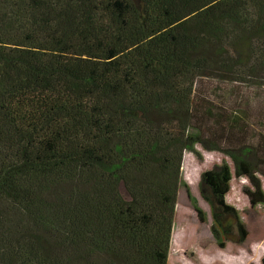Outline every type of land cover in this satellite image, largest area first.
Returning <instances> with one entry per match:
<instances>
[{"label": "trees", "instance_id": "obj_1", "mask_svg": "<svg viewBox=\"0 0 264 264\" xmlns=\"http://www.w3.org/2000/svg\"><path fill=\"white\" fill-rule=\"evenodd\" d=\"M205 81L264 90V0H0V264H167L197 145L264 203V144ZM232 177H200L221 250Z\"/></svg>", "mask_w": 264, "mask_h": 264}, {"label": "rangeland", "instance_id": "obj_2", "mask_svg": "<svg viewBox=\"0 0 264 264\" xmlns=\"http://www.w3.org/2000/svg\"><path fill=\"white\" fill-rule=\"evenodd\" d=\"M202 91H216L215 95H220L217 101L222 100L226 107L246 108L251 128L241 143L256 148L264 144L263 89L245 88L240 84L219 86L215 81H205ZM195 150L200 160L192 153L185 152L183 155L181 183L187 188L181 186L178 191L167 264H262L264 203L257 202L255 190L246 178L234 176V166L229 158L218 152L205 151L199 145L195 146ZM222 161L228 164L233 175L225 201L238 212L245 236L242 242L228 241L221 250L210 232L212 219L210 208L200 195V177ZM257 177L264 197V179ZM187 192L203 213V221L198 219L194 202L188 198ZM252 199L254 202H251Z\"/></svg>", "mask_w": 264, "mask_h": 264}, {"label": "flooded vegetation", "instance_id": "obj_3", "mask_svg": "<svg viewBox=\"0 0 264 264\" xmlns=\"http://www.w3.org/2000/svg\"><path fill=\"white\" fill-rule=\"evenodd\" d=\"M194 210H195V209H194ZM195 212H196V210H195ZM196 215H197V217H198V219H199V216H198L197 212H196Z\"/></svg>", "mask_w": 264, "mask_h": 264}]
</instances>
